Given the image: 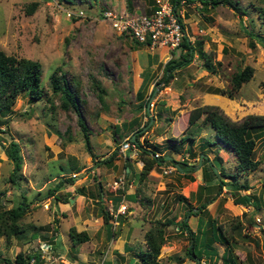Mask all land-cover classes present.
<instances>
[{"label": "rangeland", "instance_id": "1", "mask_svg": "<svg viewBox=\"0 0 264 264\" xmlns=\"http://www.w3.org/2000/svg\"><path fill=\"white\" fill-rule=\"evenodd\" d=\"M32 1L38 4L29 12L26 6ZM237 1L244 13L223 3L207 10H201L195 3L180 6L184 12L182 21L185 34L192 41L201 39L203 48L210 51L215 60H220L221 65L218 72H209L193 50L192 60L187 66L175 70V76L167 84L162 81L157 84L156 80L162 73L159 64L153 74L156 78L151 90L157 89L152 97V94L149 96L150 117L144 119L145 114L138 113L133 82L137 73L128 55L131 49L141 44L136 45L134 39L119 34L99 15L106 6H127V0H0V48L17 57L39 60L42 67L41 86L49 93V74L58 65L63 67L69 75L80 78L79 96L83 100L79 104V114L73 108L64 110L58 106V97L54 96L57 108H51L49 101H31L27 92H21L11 111L4 113L6 116L3 118L9 120V127L2 124L5 130L0 132V209L17 205L24 195L28 206L20 219L24 232L9 237L0 235V264H6L4 257L13 259L20 250L25 253L35 250L40 254V260L31 258L30 264H67L63 249H51L48 244L51 242L45 237L51 232L55 233V229L61 225L60 220L64 217L61 209L70 205L71 200L69 197L68 201L60 202L52 195L46 196L47 191L61 177H66L71 165L80 168L79 175L73 184L58 188L55 194L59 197L68 193L72 195L77 185L87 183L89 179L85 174L96 164L95 160L102 159L101 155H104L103 158L110 155L108 149L101 151V147L107 146L105 141L110 138L114 146L111 152L117 150L110 169L116 170L115 159L123 157L118 151L119 143L131 130L127 127L129 120L133 122L134 119V134L140 133V141L146 139L148 142L164 143L166 136H179L183 132L194 136L192 141L183 144L178 153H173L178 160L183 155L188 163L196 164L189 172L193 179L178 167L164 173L163 166L167 163L156 164L144 179L139 180L136 174L137 185L134 188L137 191L131 198L142 205L144 217L150 216L154 209L161 218L174 219L166 226L168 235L159 254L162 264H195L185 253L190 243L189 235L177 230L175 222L182 219L187 208L200 205L207 196L218 190L217 178L214 179L217 183L211 189L199 190V185L204 183L200 157L208 163L204 156L213 158L219 155L224 170L230 173L236 171V157L219 145H207L206 141L215 139L214 128L204 121V112L190 124L189 112L203 104H214L233 120H241L249 113L264 114V90L260 85L264 80V43L247 33L248 29L264 37V12L260 11L264 9V0ZM130 2V10L148 9L144 0ZM77 9H82L84 15H67V10ZM174 50L177 55L181 47ZM246 64L254 67L253 76L242 84L234 98L210 91L211 87H228L231 75ZM96 81L104 87V93L100 92ZM218 95H222L224 100H219ZM162 101L165 103L162 104ZM164 106L168 112L170 107L177 109L169 121L162 116L166 113ZM160 111L165 113L161 115ZM80 115L84 119L85 129L79 122ZM85 132L89 144L86 143ZM11 140L18 141L23 157L22 167L14 181L10 179L13 163L5 152ZM201 149L206 155L200 152ZM190 151L194 153L192 157ZM125 152L139 158V148ZM254 157L260 160L259 165L254 170L236 175L238 182H247L249 188L224 184L215 199L201 211L207 225L204 231L200 230V236L210 234L213 226H221L243 264H264V133L257 139ZM108 167L110 164L103 165L104 170ZM218 167L217 164V171ZM120 170L115 177L123 172L124 163ZM130 179L127 178L126 186ZM110 192L114 191L108 185L105 193ZM199 192L200 200L197 198ZM245 193L250 195L252 202L248 205L237 203V197ZM180 194L186 198H179ZM102 201L107 206L105 200ZM93 202L102 204L99 200ZM195 213L193 210L192 214ZM191 223L196 229L197 225ZM69 237L67 229L64 239L67 238L69 242ZM214 245L217 253L205 255L200 264H222L226 243L214 241ZM164 247H167L165 252Z\"/></svg>", "mask_w": 264, "mask_h": 264}, {"label": "trees", "instance_id": "2", "mask_svg": "<svg viewBox=\"0 0 264 264\" xmlns=\"http://www.w3.org/2000/svg\"><path fill=\"white\" fill-rule=\"evenodd\" d=\"M131 0H127V6L131 8ZM182 0H170L173 4L175 12L178 13V9L182 5ZM155 3V1L153 0ZM184 4L195 3L201 10H207L209 7H214L219 3L227 4L236 11L243 12L244 9L239 5L237 0H183ZM38 4L37 1H32L27 4V10L32 12L34 7ZM154 6L148 8L147 11H151ZM264 12V9H260ZM102 12V10H101ZM101 12L99 15H101ZM179 14V13H178ZM247 29V27L245 26ZM247 33L252 36H256L261 43H264V37L259 35L257 32H252L247 29ZM126 35V34H122ZM135 44H144L136 40ZM145 45V44H144ZM252 45H254L252 43ZM181 47L180 54L177 57H170L162 67V74L159 79L156 80V83L159 84L161 81L167 84L168 80L173 77V72L177 67L188 64L192 60V51L195 50L202 61V66L207 69L209 72L216 73L219 71V66L221 65L220 60H215L212 53L203 48V43L201 39L191 40L186 34L183 35V38L178 45ZM41 63L39 60L31 59L28 57H17L13 54L6 53L3 49L0 48V132L4 131L2 129V124L9 127L8 119L3 118L6 116L4 113L10 112L12 105L15 103L16 98L21 92H27L31 101L42 100L49 101L51 108H57L54 104V96L59 98V104L62 109L68 110L73 108L77 110L80 114L79 104H82L83 100L80 98V87L81 80L80 78L69 75L66 70L61 66H57L49 74V83L50 90L49 93L47 90L41 86ZM254 73V67L250 64H246L244 67L237 69L230 77V84L226 88L221 87H211L212 92L219 94H224L229 98H234L237 95L240 87L244 82H247ZM97 82V81H96ZM101 93H104V87L100 86L98 82L96 83ZM261 87L264 90V80L261 81ZM137 95L141 97V100L137 104L138 110H141L145 106L147 107V102L149 101V96L152 94L153 90L148 94L147 97L143 96V93H138ZM101 99V96H99ZM164 104V102L162 103ZM165 112L160 111L159 113L167 120H171L172 115L176 112V109L168 108L164 106ZM204 112V121L209 123L215 130V139L208 140L205 143L219 145L220 148H225L230 150L235 157L236 171L230 173L224 170L222 166V158L218 155H215L213 158L207 157L204 150L201 149L200 152H204L206 160L203 157H200V162L203 165V184L199 185V190H209L215 185L214 179H218V190L207 196L200 205L191 206L185 210L184 216L182 219L175 222V227L180 232L186 231V234L189 235L190 243L187 246L185 253L195 261V264H200L201 259L206 255L212 256L217 253V248L214 245V241H220L226 243L225 249L222 254V264H243L237 255L234 253V247L232 243H229L228 238L224 235L221 226H213L210 229V234H203L200 236V228L195 232L187 222L186 217L188 214H192L193 208L196 207V213L198 214L204 208H206L207 203L213 201L216 197V194L220 192L222 185L230 184L234 185L237 188H249L250 185L245 183H239L236 175L247 173L248 171L254 170L260 163V160L254 157V149L256 146L257 139L260 134L264 133V114L258 113H249L244 116L241 120H233L227 114H225L218 105L214 104H203L197 107L195 110H191L188 116V122L190 124L194 123L198 116ZM172 113V114H170ZM161 116V117H162ZM150 117V116H149ZM79 122L82 128H86L84 119L79 116ZM136 122V121H135ZM140 133L135 134V138L131 139L132 142L137 144L139 148V159L142 160V167L138 173L139 180L144 179L149 171L155 167L156 164L160 163H169L177 164L179 169H182L185 174L190 179H193L194 176L189 173L192 172L196 164L188 163L187 160H177L173 153H178L182 148L183 144L189 143L194 139V136L190 133H182L179 136H166L164 143L158 142H148L146 139L140 141L138 136ZM86 143L89 144V137L87 132H85ZM204 143V145H205ZM163 144V146L161 145ZM188 150H191L189 146H186ZM164 149L166 151L162 152ZM5 152L8 158L13 163V170L10 174V179L12 181L18 177L17 171L21 169L23 157L20 153V146L18 141L11 140L7 147H5ZM158 152L159 155H155ZM117 150L114 149L108 157L100 159L96 162H111L115 157ZM190 156H193V152L190 151ZM170 156V157H169ZM206 162V163H205ZM219 165L218 171L215 170V166ZM127 166V165H126ZM70 171H79L77 165L69 166ZM66 169V168H65ZM69 172V171H68ZM77 175H69L66 177H61V179L51 188L48 189L47 195H52L56 199L61 201H68L71 193H68L67 196L59 197L55 194L56 190L60 187L66 186V184H73L74 179ZM225 178H223V177ZM94 177V176H93ZM264 185V181H263ZM76 193L85 194V186L79 185L75 189ZM105 193L103 190L102 184H97V188L90 191L89 196L97 197L99 201L102 200V194ZM201 192L198 193L197 198L200 200ZM119 196V195H117ZM179 198L185 199L183 195H178ZM23 200L17 205L9 208L0 209V235L4 234L9 237L13 234H22L24 232V227L20 225V219L26 212L27 204L26 196H23ZM120 196L115 199L119 201ZM236 202H240L244 205H248L252 202V199L249 194H243L237 197ZM257 203H255V206ZM103 216L105 221L112 219V214H109L106 209L103 208ZM121 215V214H119ZM118 215V216H119ZM174 219L172 217L166 218H154L151 220L149 227L144 233L146 248L138 252L140 259V264H162L160 259V249L163 243L166 240V226L173 223ZM204 231V230H203ZM207 233V232H206ZM69 236L73 244L83 242L88 239V233L85 230H77L75 227H71L69 230ZM39 253L35 250L31 253H25L24 251H18L13 259L4 257L6 264H30L31 258L34 257L35 261L40 260Z\"/></svg>", "mask_w": 264, "mask_h": 264}, {"label": "crops", "instance_id": "3", "mask_svg": "<svg viewBox=\"0 0 264 264\" xmlns=\"http://www.w3.org/2000/svg\"><path fill=\"white\" fill-rule=\"evenodd\" d=\"M156 2L157 0H155V3L153 0H144V4L148 8H151L152 6L156 7ZM174 49L168 48L166 45H158L154 48H150L147 45L141 44V46L130 50V53H128V55L131 56L130 63L133 64L134 70L137 73L136 77L133 79L136 93L139 90L138 93H143L144 97L148 96L156 78V75H153L156 71V67L159 64L160 67H163V64L170 57H177L180 54L178 53L175 55L176 53ZM187 65L188 64L177 67L175 70H179ZM173 73V76H175L176 71ZM177 94L179 93H176V95ZM136 97L139 102L141 97L137 94ZM218 99L224 100V97L222 95H218ZM142 112L145 114L143 116L144 119L149 117V112H147L146 106L141 110H138V113ZM135 120L136 119H134L133 122L132 120H129L127 127H129L131 130L123 136L124 138L129 136V138L132 139L136 131V128H133ZM117 130L119 129L117 128L116 131ZM101 142L102 139L100 140V143ZM105 142L107 143V146L101 147V151H103V149H108V153L110 154L111 149L114 148V146L111 145L113 142L111 138ZM125 151L122 153L123 155L119 153L123 157L119 156V158L115 159V163L117 162V168L114 171H111L110 169L111 162L99 163L96 162V160L99 161L100 159L97 158L95 160L96 164L92 165L85 174V177L87 176L89 181L87 183L81 184L85 186L86 193H76L75 189L79 185L75 187L72 195H70V197H73L74 202L72 199L70 205L64 206L65 208L61 209L62 215L64 216L63 219L60 220L61 225L55 229V233L51 232V234L46 235L45 238L47 241L53 244L52 245L51 243H48L50 244L51 249H63V254L66 257L65 262H67V264H140L138 252L146 248L144 233L151 223L150 220L160 216L156 215V211L152 209L153 213L151 211L150 216L144 217V213L141 212L142 205L132 200L131 197H133L134 193L137 191V189L134 188L137 185L136 174L139 173L142 167V161L137 157H132V154H127ZM103 156L104 155H101L100 158L104 159ZM123 163L124 170L127 171V178H131L125 190L126 196L124 201L127 204V212L117 217L112 215V219L105 221L102 211L103 208L107 211L108 209L104 205V202L102 201L103 199L101 200L102 204H97L93 202V200H98V198L89 196V193L90 191L94 190L95 187L97 188V184H102L103 190L105 191L115 176L120 173V167ZM104 164H110V167H108V169L106 168L107 170H104ZM91 169H94V179H92L93 174L91 173ZM77 172L79 171H69L65 175L69 176ZM63 174L64 173H62V175ZM64 188L67 187L64 186ZM107 195L114 199V207L116 208L118 202L115 201V199L118 196L112 192L107 193ZM136 197L139 198V195H136ZM60 202L65 201L60 200ZM193 210L196 211L197 208L194 207ZM108 213L111 214L109 211ZM186 219L190 227L195 232L198 228H200V230H204L207 225V220L202 218L201 211L198 214H188ZM114 221H117V224H115ZM191 222H194L195 226L197 225L196 229L192 227L193 225L191 226ZM71 227H75L77 230L87 231L89 236L88 239L77 244H73L71 239H69L68 242L67 238L64 239V235L65 230L68 229L69 231ZM184 233H186V231H184ZM166 235L168 234L166 233ZM163 250L165 252L167 247H164ZM131 257L133 258L130 259Z\"/></svg>", "mask_w": 264, "mask_h": 264}, {"label": "built area", "instance_id": "4", "mask_svg": "<svg viewBox=\"0 0 264 264\" xmlns=\"http://www.w3.org/2000/svg\"><path fill=\"white\" fill-rule=\"evenodd\" d=\"M181 2L183 5V0ZM156 3L157 6L151 11L130 10L126 6H106L101 12V19L108 22L110 27L119 34H126L130 38L144 43L150 48L158 45H166L168 48L174 49L178 47L185 34L184 23L182 21L184 12L181 7L178 9L179 14L175 12L173 4L169 0H157ZM67 15L83 16L84 11L82 9H77L76 11L67 10ZM137 148V144L132 142L129 136H127L120 141L118 151L119 153H123L127 149L136 150ZM155 155L157 156L159 153L156 152ZM180 159L183 160L184 156L181 155ZM176 167L177 164L174 163L165 164L163 171L164 173H170ZM91 173L94 176V169H91ZM72 175H79V172L73 173ZM93 176L92 179H94ZM126 184V170H123V173L115 177L109 184L110 189L114 191L113 193L120 196L116 208L114 207V199L108 196L107 193L102 194V199L107 203L106 207L108 211L114 217L127 212V204L124 201ZM114 222L117 224V221ZM32 260H34V257H32Z\"/></svg>", "mask_w": 264, "mask_h": 264}, {"label": "water", "instance_id": "5", "mask_svg": "<svg viewBox=\"0 0 264 264\" xmlns=\"http://www.w3.org/2000/svg\"><path fill=\"white\" fill-rule=\"evenodd\" d=\"M156 89L157 88H155L154 90H153V92H152V95H151V97L153 96V94L155 93V91H156ZM150 97V98H151ZM150 98H149V101L147 102V112H149V107H150ZM151 120H152V117L150 118V121L149 122H151ZM135 138V134L133 135V137H132V139H134ZM170 157V156H169ZM178 166V165H177ZM215 170H216V168H215ZM73 198L72 197H70V200H72Z\"/></svg>", "mask_w": 264, "mask_h": 264}]
</instances>
